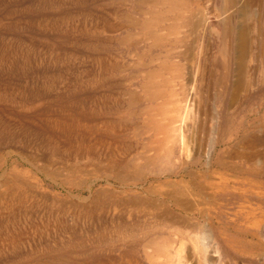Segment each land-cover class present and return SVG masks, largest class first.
<instances>
[{"label":"rangeland","instance_id":"1","mask_svg":"<svg viewBox=\"0 0 264 264\" xmlns=\"http://www.w3.org/2000/svg\"><path fill=\"white\" fill-rule=\"evenodd\" d=\"M245 2L0 0V264H264V146L239 145L264 142V0Z\"/></svg>","mask_w":264,"mask_h":264},{"label":"bare ground","instance_id":"2","mask_svg":"<svg viewBox=\"0 0 264 264\" xmlns=\"http://www.w3.org/2000/svg\"><path fill=\"white\" fill-rule=\"evenodd\" d=\"M169 1V0H168ZM253 2H255V4H256V0H246V2H245V6H244V8H243V11H244V13L246 14L247 13V11H249L250 10V6L253 4ZM154 3H155V1H154ZM165 3V2H164ZM162 4H163V2H162ZM174 5H176V4H174ZM185 5V4H184ZM183 5V6H184ZM172 8H173V4H172V6H171ZM175 7V6H174ZM243 7V6H242ZM170 9V8H169ZM168 9V10H169ZM184 10V9H183ZM175 11H176V9H175ZM251 11V10H250ZM185 12V11H184ZM242 12V11H241ZM186 13V12H185ZM184 14V13H183ZM182 14V15H183ZM242 14V13H241ZM244 14V15H245ZM185 15V14H184ZM243 15V14H242ZM241 15V16H242ZM152 17V16H151ZM187 17V16H186ZM150 18V17H149ZM179 18V17H178ZM178 18H176V19H178ZM159 19V18H158ZM184 19H185V16H184ZM184 19H183V21H184ZM187 19V18H186ZM185 19V20H186ZM160 20V19H159ZM160 22H161V20H160ZM185 22H187V21H185ZM188 22H190V21H188ZM191 23H193V22H191ZM190 23V24H191ZM143 24V23H142ZM182 24H184L183 22H182ZM185 25V24H184ZM183 25V26H184ZM192 25V24H191ZM186 26V25H185ZM194 26V25H193ZM192 26V27H193ZM195 27V26H194ZM157 29V28H156ZM174 30V29H173ZM147 31V30H146ZM175 31V30H174ZM191 31V30H190ZM157 32H158V30H157ZM156 33V32H155ZM227 33V32H226ZM229 33V32H228ZM247 33H249L248 32V29H247V27H240L239 28V31H238V33H237V35H238V37H237V54H236V56H237V64H238V66H237V70H236V72H238L237 74H239V72L241 71V69H243V67L241 66L243 63H246L247 64V62H249V61H251V60H249V58H250V54H251V51H250V41H251V39H250V37L248 38V36H247ZM148 34V33H147ZM153 34V33H152ZM152 34H151V36H152ZM146 35V34H145ZM158 35V34H157ZM226 35H228V34H226ZM250 36V35H249ZM225 37V36H224ZM150 38V37H149ZM155 38V37H154ZM222 38V37H221ZM227 39V38H226ZM152 40V39H151ZM157 41V40H156ZM162 41V40H161ZM223 41V40H222ZM224 42V41H223ZM155 42H153V44H154ZM252 50V49H251ZM253 52V51H252ZM257 53V52H256ZM262 53V52H261ZM190 54V53H189ZM223 54V53H222ZM257 55V54H256ZM259 55V54H258ZM256 57V56H255ZM261 58V57H260ZM263 58V57H262ZM259 59V58H258ZM263 61V60H262ZM261 61V62H262ZM257 63V62H256ZM255 63V64H256ZM165 64H166V62H165ZM260 64H262V63H260ZM259 65V64H258ZM165 66V65H164ZM218 66V65H217ZM166 67V66H165ZM177 67H178V64H177ZM177 67H175V68H177ZM219 67V66H218ZM242 67V68H241ZM263 67V66H262ZM261 68V67H260ZM181 69L180 68H178V69H175V73L177 72L178 74H180L181 73ZM242 72V71H241ZM240 72V73H241ZM205 73V72H204ZM151 74H152V72H151ZM243 75V74H242ZM246 75V74H245ZM147 76V75H146ZM238 76V75H237ZM148 77V76H147ZM238 77H240V76H238ZM243 77V76H242ZM149 78V77H148ZM149 80V79H148ZM241 80H239V79H237L236 80V83H235V86H234V89H235V94H237V93H239L241 90H242V88H243V84L240 82ZM147 82V81H146ZM154 82V81H153ZM145 86V85H144ZM153 86V85H152ZM148 88H149V86H148ZM153 88V87H152ZM156 88V87H155ZM154 88V89H155ZM153 89V90H154ZM144 90V89H143ZM148 91H149V89H147ZM146 90V91H147ZM157 90V89H156ZM145 91V90H144ZM146 91H145V93H146ZM152 91V90H151ZM161 91V90H160ZM144 93V92H143ZM150 93H153V91L152 92H150ZM147 94V93H146ZM153 94H155V93H153ZM158 94V93H157ZM152 95V94H151ZM156 95V94H155ZM155 95H152L153 97L155 96ZM159 95V94H158ZM147 96H148V94H147ZM146 97V96H145ZM144 97V98H145ZM157 97H159V96H157ZM152 98V97H151ZM154 99V98H153ZM152 99V100H153ZM156 99V98H155ZM148 100V99H147ZM149 101H151V100H149ZM155 124V123H154ZM153 124V125H154ZM156 124H157V122H156ZM155 124V125H156ZM154 125V126H155ZM159 125V124H158ZM153 126V127H154ZM158 126H156V128H157ZM161 127H163V126H161ZM159 128V127H158ZM179 128V127H178ZM199 128V127H198ZM155 129V128H154ZM172 129H175V127H172ZM159 130V129H158ZM198 133H199V131H198ZM199 135V134H198ZM261 142H262V145L264 146V142L262 141V140H260L259 138H257V137H252V136H245V137H243V139L239 142V145H240V147H243V148H245V149H249V150H252L253 149V147H254V145L255 144H258V143H260L261 144ZM259 144V145H260ZM238 145V144H237ZM258 145V146H259ZM199 146V145H198ZM255 146H257V145H255ZM167 150V149H166ZM168 152V151H167ZM200 152V151H199ZM171 153V152H170ZM237 154H235V156H236ZM255 155H256V153L255 152H252V153H250V154H248V155H245V156H243V155H239V158H240V160H245L246 161V163L248 164V165H252V163H253V160H254V157H255ZM157 156V155H156ZM220 156V155H219ZM228 157H229V159H233L234 158V156L230 153L229 155H228ZM153 158V157H152ZM28 161V160H27ZM26 161V162H27ZM151 161H152V159H151ZM257 162V161H256ZM29 163V162H28ZM32 163V161H30V164ZM33 164V163H32ZM213 165V164H212ZM216 165L218 166V168L219 167H222V169L223 168H228V164H227V161H226V158L224 157V154H221V156L218 158V160L216 161ZM256 165V164H255ZM236 167V166H235ZM230 168V167H229ZM224 169V170H225ZM233 169V168H232ZM238 169V168H237ZM39 170V169H38ZM252 170H253V168H252ZM247 171V170H246ZM212 172V171H211ZM233 172V171H232ZM242 172V171H241ZM16 173V172H15ZM203 173H205V172H203ZM209 173H210V171H209ZM236 173V172H235ZM246 173V172H245ZM250 173V172H249ZM248 175V174H247ZM250 175H251V173H250ZM209 176V175H208ZM206 178V177H205ZM252 183V182H251ZM250 183V184H251ZM171 187V186H170ZM173 188V187H172ZM213 191V190H212ZM219 191V190H218ZM153 193H154V191H153ZM171 193H172V191H171ZM155 194V193H154ZM165 194V193H164ZM173 197V196H172ZM172 197H170L169 196V194H168V198L169 199H173ZM241 197V196H240ZM261 198H264V196L263 197H261ZM175 199H176V197H175ZM175 201V202H174ZM173 202H174V205L177 207V208H179V209H181V210H183L184 212H188V211H191L192 210V205L191 204H189V203H184V202H179V201H177V200H174ZM210 201V200H209ZM171 202V201H170ZM152 204V203H151ZM173 204V203H172ZM212 207V206H211ZM194 208V207H193ZM212 209V208H211ZM210 209V210H211ZM215 209V208H214ZM257 210V209H256ZM199 211V210H198ZM241 211V210H240ZM244 211H247V210H244ZM253 211V210H252ZM238 212V211H237ZM239 213H241V212H239ZM250 213V212H249ZM201 214H202V212H201ZM243 214V213H242ZM251 215V214H250ZM261 215V214H260ZM164 216L166 217V219L168 220V221H172L171 220V218L169 217V215H168V213H164ZM161 217V216H160ZM245 217V216H244ZM252 217H253V215H252ZM254 218V217H253ZM182 220V219H181ZM186 220V219H185ZM162 221V220H161ZM187 221V220H186ZM255 221V220H254ZM263 221V220H262ZM262 221L260 222V224L262 223ZM183 222V221H182ZM171 223V222H170ZM168 224V223H167ZM172 224H174V223H172ZM258 225V223L257 222H253L252 223V226L253 227H255L256 228V226ZM188 226V225H187ZM187 226H185V227H187ZM193 226V225H192ZM200 226V225H199ZM174 227V226H173ZM190 227V226H189ZM197 228V227H196ZM190 229H191V227H190ZM198 229V228H197ZM193 231V230H192ZM197 231V230H196ZM194 232V231H193ZM163 239V238H162ZM163 241H167L166 239H164ZM160 238H155V239H153V240H151V241H149L148 243H146V245H145V250H147V249H153L154 251H155V253L159 256V255H170V253L168 252V248H166L165 247V243L163 242ZM194 244H195V242H194ZM186 247V246H185ZM194 248H196V247H194ZM260 248V247H259ZM191 252V251H190ZM198 252V251H197ZM145 254H147V252H145ZM177 254H179V251H178V253ZM216 254V253H215ZM217 255V254H216ZM186 256V255H185ZM195 256V255H194ZM178 258V260H179V262H180V260L183 258H181V257H177ZM185 258V257H184ZM170 261H172V258L170 259ZM178 262V263H179ZM186 262H188V261H186ZM191 263V262H190ZM193 263V262H192ZM182 264H185V263H182Z\"/></svg>","mask_w":264,"mask_h":264},{"label":"crops","instance_id":"3","mask_svg":"<svg viewBox=\"0 0 264 264\" xmlns=\"http://www.w3.org/2000/svg\"><path fill=\"white\" fill-rule=\"evenodd\" d=\"M147 76L145 77L146 79V83H145V86H143L142 87V89H144L145 91L147 90V89H149V91L147 90L146 91V93L148 94V96H147V94L145 93V91L143 90V92H144V95L146 96V99L147 98H150V97H152V95H155L157 92H159V91H157L158 90V88H155V82H153L154 80V78L151 76V75H149V74H146ZM149 79V80H148ZM153 85V86H152ZM148 86H149V88H148ZM153 87V88H152ZM155 88V89H154ZM154 89V90H153ZM157 89V90H156ZM153 91V93H155V94H153V93H150V92H152ZM157 91V92H156ZM152 94V95H151Z\"/></svg>","mask_w":264,"mask_h":264}]
</instances>
